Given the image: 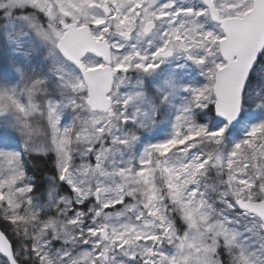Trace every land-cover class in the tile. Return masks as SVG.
I'll return each instance as SVG.
<instances>
[{"label":"snow or ice","instance_id":"snow-or-ice-1","mask_svg":"<svg viewBox=\"0 0 264 264\" xmlns=\"http://www.w3.org/2000/svg\"><path fill=\"white\" fill-rule=\"evenodd\" d=\"M0 264H264V0H0Z\"/></svg>","mask_w":264,"mask_h":264}]
</instances>
